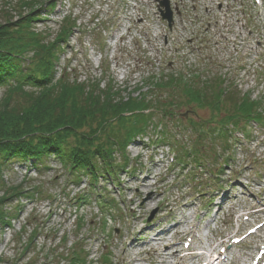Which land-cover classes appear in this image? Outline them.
Returning <instances> with one entry per match:
<instances>
[{
	"label": "rangeland",
	"instance_id": "374dc122",
	"mask_svg": "<svg viewBox=\"0 0 264 264\" xmlns=\"http://www.w3.org/2000/svg\"><path fill=\"white\" fill-rule=\"evenodd\" d=\"M15 1L0 0L1 19L7 16ZM176 1L179 7L193 13L195 22L187 32L175 34V41L166 47H161L157 38V32L162 27L157 25L156 15L152 14L157 12L155 2L154 7L150 8L145 5L147 1L136 0L134 13L140 7V15L146 21L139 29L134 24L132 29L121 26L118 30L107 29V26L96 27L105 21L106 12L105 6H100L94 0H76L74 8L72 1L53 0L55 7H43L46 10L39 13L41 20L36 21L33 27L46 41L45 44L58 40L65 28L70 31L67 33L70 37L66 47L63 49V44L59 43L56 49L59 57L53 69L56 79L68 74L72 80L93 85L99 83L101 88L107 84L111 87L115 85L129 100L139 97L142 88L147 89L144 85L146 79L173 73L186 78H180L181 82L186 80L201 90L202 80H205V86L209 85L206 88L208 98L213 101L224 92L226 84L237 83L241 95L238 94L236 99L227 104H218L217 108L214 105L199 106L190 99L189 103L171 109L175 117H165L167 92L155 89L152 105L158 111L150 109L153 114L147 120L145 136L130 141L125 155L128 160L118 158L121 164H128L126 169H119L118 172L120 189L114 187L109 177L102 182V189L110 196H106V204L112 203L114 207L108 205L99 209L98 194L94 193L87 181L83 179L78 184L70 181L68 173L53 157L42 171L34 167L30 169L28 164L22 165L17 160L3 165L0 198L9 187L18 186V190L24 189L25 194L13 197L4 207L10 215L11 225H0V264H68L63 259L57 261L54 257L47 258L51 249L57 246L66 250L75 246L84 248L93 264H101L104 255L109 256L110 264H168L153 257L149 259L150 262H137L136 259L133 263L132 259L148 250L147 243L153 241L158 230L174 225L175 229L167 239L177 243L175 249L186 250L184 235L191 233L188 232L191 223L195 225L194 232L196 229L199 231V236H195L194 244L189 248L190 254L184 255L182 264H201L209 255L204 246L213 253L220 252V246L227 245L233 233H243L252 226L251 223L242 226L240 215L246 199L253 206L261 207L260 201L264 198L263 127L254 129L253 137L250 136L246 141L238 135L241 141L236 148L230 141L225 146L227 143L221 140L222 136L217 137L214 145L205 141L204 147L197 151L207 156L208 161H204L207 166L193 168L188 174L195 184L194 189L174 166L177 159L173 155L176 157L177 151L173 152L172 148L177 141L175 146L178 155L183 156L185 148L193 144L192 136L185 127L179 129L175 123L185 124L191 119L201 122L204 127L203 122L209 119L212 124V120L222 121L226 114L233 116V111L237 112V103L245 95L242 92L250 93L253 99H260L256 104L264 113V57L258 61L255 59L264 47V19L255 15L257 7L253 0H235L236 6L232 5L229 13L222 14L226 16L222 24L217 23L219 13L215 10V4L208 5L210 10H207L201 0H171L172 8ZM241 2L247 11L238 5ZM12 14L16 15L15 12ZM210 14L214 20L215 39L221 41L233 37L234 44L224 47L223 44L218 46L210 43V34L203 32L205 20ZM246 21L247 26L250 25V29L254 30L249 36L244 29ZM125 22L131 24L129 19ZM75 27L76 31L73 30ZM143 33H148L150 37H145ZM186 38L198 40L193 42L199 48L197 52H191L190 48L183 46L182 41ZM147 92L150 94L151 91ZM171 94L177 98L176 93ZM3 95L2 88L0 98ZM160 120H163L168 133L165 137L160 134L156 139L153 129ZM213 127L210 126L214 131L218 129ZM217 151L224 153V159L217 156ZM211 172L220 175H212ZM183 174H187L185 170ZM81 191L88 196V202L83 205L74 200L69 202V198H78ZM224 193L237 198L225 202L220 208ZM256 216L262 219L264 213ZM81 217L84 225L79 228ZM254 222H258V219ZM150 226L153 227V233L141 234V230L150 231ZM36 232L35 240L31 241ZM63 238L67 242L61 241ZM133 238L134 246L140 245L134 250L125 245L132 242ZM160 243L163 246L164 243ZM256 244V239L252 237L236 246L230 252L233 264H249L257 252ZM200 254L203 256L199 257Z\"/></svg>",
	"mask_w": 264,
	"mask_h": 264
},
{
	"label": "trees",
	"instance_id": "16d2710c",
	"mask_svg": "<svg viewBox=\"0 0 264 264\" xmlns=\"http://www.w3.org/2000/svg\"><path fill=\"white\" fill-rule=\"evenodd\" d=\"M51 5L52 0H16L13 8H9L16 15L9 10L5 18H0V89H4L0 98V176L3 165L11 160L30 162L32 167L42 171L53 157L63 170L71 172L73 179L80 180L86 174L97 182L99 177L107 174L117 184L119 169L128 167L118 158L128 160L125 156L128 144L148 129L147 120L153 113H146L147 110L158 111L152 105L154 89L177 86L181 81L172 74L148 78L144 85L154 88L150 94L141 93L136 99L127 100L115 85L107 84L101 88L99 83L93 85L72 80L68 74L56 79L53 69L59 60L56 49L61 39L45 44L33 27L41 20L39 13L43 7ZM64 30L62 38L69 32L68 28ZM188 86L186 94L184 91L181 94L185 101H208L206 91L209 85L203 84V90L191 86V83ZM238 94L241 95L238 89L230 91L228 96L224 91L218 99L223 95L227 104ZM242 97L233 116L226 114L222 121L212 120L213 123L222 122L224 125L232 121L240 126L242 122L264 120V113L256 104L260 100H253L251 94ZM219 135L228 140L226 126ZM23 194L24 189L9 187L0 198V225H11L8 210L4 209L6 202ZM80 220L78 225L82 228L84 219L81 217ZM36 234L32 235L31 241ZM65 239L61 241L67 242ZM49 253L47 258L54 257L57 261L89 264L84 250L76 246L69 250L57 246ZM103 259V264H110L108 256Z\"/></svg>",
	"mask_w": 264,
	"mask_h": 264
},
{
	"label": "bare ground",
	"instance_id": "6f19581e",
	"mask_svg": "<svg viewBox=\"0 0 264 264\" xmlns=\"http://www.w3.org/2000/svg\"><path fill=\"white\" fill-rule=\"evenodd\" d=\"M175 226V225H174ZM173 226V227H174ZM163 233V232H162ZM157 241L158 242H162V241H164V236L163 235H160V237H158L157 238ZM133 244H134V242H133ZM135 247H137V246H135ZM153 257V259L156 257V259H157V261H158V259H159V261L160 262H165V261H167V259L169 258V254L168 253H165L164 252V250H160L159 248H158V246H153V244L152 243H150V248H149V250L148 251H146V252H144L143 254H141V255H138V260H149L150 258H152ZM212 262V261H211ZM210 262V263H211ZM214 263V262H213Z\"/></svg>",
	"mask_w": 264,
	"mask_h": 264
}]
</instances>
